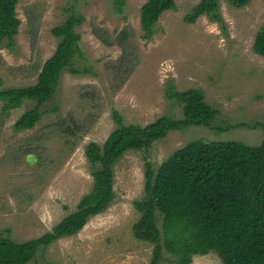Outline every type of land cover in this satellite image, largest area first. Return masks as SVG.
<instances>
[{"label":"rangeland","instance_id":"rangeland-1","mask_svg":"<svg viewBox=\"0 0 264 264\" xmlns=\"http://www.w3.org/2000/svg\"><path fill=\"white\" fill-rule=\"evenodd\" d=\"M148 0H19L21 23L15 43H0L2 88L38 81L59 39L52 30L71 14L82 55L76 72L61 71L54 97L41 106L30 128L16 120L35 105L25 100L6 111L0 101V232L17 242L51 231L77 210L94 179L86 149L103 145L117 127L145 126L161 116L183 118V108L168 97L170 87L201 89L205 101L220 110L210 126L187 125L143 151H127L114 164V198L91 216L76 234L63 236L26 264H149L154 244L137 239L144 197L146 162L154 170L192 140H239L259 145L264 137V56L253 43L264 25V0L236 7L218 0L221 20L209 14L187 22L201 0H175L159 17L151 37L144 36L141 8ZM57 107V109H54ZM162 217L158 225L162 228ZM176 258L162 251L160 264ZM191 264H223L215 251L196 255Z\"/></svg>","mask_w":264,"mask_h":264},{"label":"trees","instance_id":"trees-1","mask_svg":"<svg viewBox=\"0 0 264 264\" xmlns=\"http://www.w3.org/2000/svg\"><path fill=\"white\" fill-rule=\"evenodd\" d=\"M18 1L0 0V43L8 47L14 45L21 23L16 15ZM228 1L236 7L250 2ZM175 7V0H148L141 8L144 36L151 37L160 15ZM203 14L221 20L218 0H201L185 20L192 23ZM82 21V17L71 14L52 30L59 43L45 61L37 83L2 88L0 78L4 110L19 108L25 100L35 102L16 120L17 129L30 128L41 117V106L54 97L63 69L76 72L75 60L83 52L77 32ZM253 49L264 56V25ZM168 97L182 105L183 118L164 115L142 126L125 124L115 111L117 127L102 146L92 142L86 149L93 169L91 192L81 199L76 211L39 238L17 242L0 232V264L28 263L40 248L76 234L91 216L105 211L114 198V164L127 151L147 150L169 131L187 125L210 126L220 113L205 101L201 89L179 91L171 86ZM134 205L141 214L133 227L134 236L154 244L149 264H160L164 249L176 258L175 264H191L194 256L211 251L217 252L223 264H264V137L259 145L196 139L173 152L157 170L147 161L144 197Z\"/></svg>","mask_w":264,"mask_h":264}]
</instances>
